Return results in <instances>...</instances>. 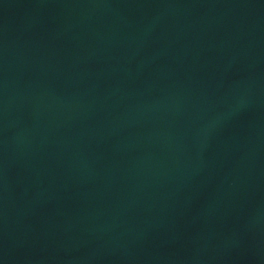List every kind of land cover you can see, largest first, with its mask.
Returning a JSON list of instances; mask_svg holds the SVG:
<instances>
[{
	"label": "water",
	"instance_id": "water-1",
	"mask_svg": "<svg viewBox=\"0 0 264 264\" xmlns=\"http://www.w3.org/2000/svg\"><path fill=\"white\" fill-rule=\"evenodd\" d=\"M0 264H264V0H0Z\"/></svg>",
	"mask_w": 264,
	"mask_h": 264
}]
</instances>
